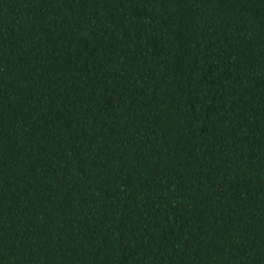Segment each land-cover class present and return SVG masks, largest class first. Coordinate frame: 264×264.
Listing matches in <instances>:
<instances>
[{
    "label": "trees",
    "instance_id": "1",
    "mask_svg": "<svg viewBox=\"0 0 264 264\" xmlns=\"http://www.w3.org/2000/svg\"><path fill=\"white\" fill-rule=\"evenodd\" d=\"M0 264H264V0H0Z\"/></svg>",
    "mask_w": 264,
    "mask_h": 264
}]
</instances>
